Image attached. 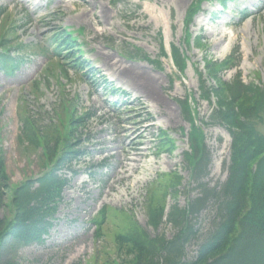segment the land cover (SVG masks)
Segmentation results:
<instances>
[{
	"label": "rangeland",
	"instance_id": "374dc122",
	"mask_svg": "<svg viewBox=\"0 0 264 264\" xmlns=\"http://www.w3.org/2000/svg\"><path fill=\"white\" fill-rule=\"evenodd\" d=\"M198 1L0 0V8L7 10L0 21V38L5 37L14 51L19 43L25 49L12 71L0 68V160L6 185L35 182L46 168L43 148L26 138L27 120L54 147L58 138L54 131L61 132L67 108L68 119L85 120V126L72 130L76 139L70 146L87 155L73 168L75 176L62 172L70 182L43 242L4 253L0 264H122L130 259L118 253L116 237L131 231L134 223L151 238L174 239L178 230L167 218L157 229L149 224L148 198L150 189H159L158 177L175 171L183 183L179 194L163 203L167 214L175 204L185 208L201 195L203 187L192 179L184 158L190 122L181 102L187 95L197 101L198 124H205L211 155L208 176L201 183L209 190L224 184L231 138L226 128L210 120L216 100L200 99L204 60L220 63L231 55L230 68L220 74L223 81L232 83L238 74L245 84L264 87V0H226L225 4L205 0L188 25L189 9ZM63 29L78 38L83 70L49 48L51 37ZM163 46L169 55L172 46L186 52L190 62L184 74L170 57H161ZM143 55L162 64L138 59ZM145 77L157 80L156 94L167 104L149 97ZM147 118L152 119L150 124H145ZM258 129L264 134L262 123ZM158 131H168L177 141L173 154L158 153ZM120 138L126 145L138 141L137 149L144 154L139 170L125 183L128 193L122 184L110 190L120 156L114 151L107 157L103 151L108 146L118 148ZM137 181L141 183L134 188ZM3 201L0 216L7 219L11 217L8 195ZM101 209L104 215L99 214ZM217 217V203L211 202L193 219L196 238L186 246L185 261L196 256ZM98 219L102 223L96 229Z\"/></svg>",
	"mask_w": 264,
	"mask_h": 264
},
{
	"label": "trees",
	"instance_id": "16d2710c",
	"mask_svg": "<svg viewBox=\"0 0 264 264\" xmlns=\"http://www.w3.org/2000/svg\"><path fill=\"white\" fill-rule=\"evenodd\" d=\"M71 40L66 36L57 37L54 46L71 45ZM72 55L70 53L69 57ZM172 57L182 71L187 67L188 57L181 49L173 47ZM221 68L213 62L206 63L209 77L216 76ZM216 82V88L204 85L202 97L207 100L211 96L216 97L217 108L213 110L211 120L226 127L232 138L227 180L219 190H209L202 185L201 196L188 202L186 208L178 205L171 208L168 222L178 230L174 239L167 240L164 236L151 238L135 223L131 231L118 235L117 251L130 259L122 264H264V134L258 129V124L264 125V89L252 85L245 87L238 81L232 85L223 83L221 79ZM185 111L191 122V152L186 154L188 168L193 179L201 182L208 175L210 153L191 103H186ZM84 122L83 118L70 117L67 139L61 141V132L55 130L58 138L55 146L51 147L50 139L46 141L27 120L28 142L47 149V160L52 166L35 182L26 181L16 187L6 185L8 178L0 160V208L4 206V195H8L6 207L11 215L7 219L0 216V257L22 246L39 244L43 242V235L49 233L58 201L69 183L60 173L66 168L71 170L72 163L81 156L73 150V145L70 146L76 139L72 130L84 126ZM163 136L160 143L162 151H173L175 142L166 133ZM61 144L63 149L59 150L58 145ZM157 183L159 189H150L148 198L149 222L154 229L163 223L166 210L163 203L168 195L178 193L182 178L174 172L162 176ZM211 201L218 205L214 228L199 245L197 256L185 261L186 246L196 238L192 220ZM101 214L104 215L105 210ZM101 223L102 220L98 222V228Z\"/></svg>",
	"mask_w": 264,
	"mask_h": 264
},
{
	"label": "bare ground",
	"instance_id": "6f19581e",
	"mask_svg": "<svg viewBox=\"0 0 264 264\" xmlns=\"http://www.w3.org/2000/svg\"><path fill=\"white\" fill-rule=\"evenodd\" d=\"M143 81L149 87L148 94H149V97L151 99H154L157 102H160L164 105L167 104V102L165 101V99L162 96L156 94L154 86L157 84V80H155L152 77H145ZM122 138L119 139V142H118L119 147L118 148H112V147L108 146V147L104 148L103 151L105 153H107V157L113 156L114 151H118V154L120 156L119 163L117 165V168L115 169V173L111 177L112 182L109 186L110 190L112 191L115 184H122L125 186L124 192L128 193L130 188H128V186H126L125 183L130 178H132L134 173H136L139 170L141 159L144 157V154L141 150L137 149V146L139 143L138 141L132 140L129 145H126L123 143L124 138L123 139ZM130 150H133L134 153L131 154ZM140 183H141V181L140 182L137 181L134 185V188H136ZM120 194H121V196H124V193H120ZM108 196H109V193H107L106 197H108Z\"/></svg>",
	"mask_w": 264,
	"mask_h": 264
}]
</instances>
